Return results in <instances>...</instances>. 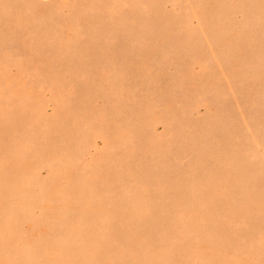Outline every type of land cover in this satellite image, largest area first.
I'll list each match as a JSON object with an SVG mask.
<instances>
[{
  "label": "rangeland",
  "instance_id": "374dc122",
  "mask_svg": "<svg viewBox=\"0 0 264 264\" xmlns=\"http://www.w3.org/2000/svg\"><path fill=\"white\" fill-rule=\"evenodd\" d=\"M0 264H264V0H0Z\"/></svg>",
  "mask_w": 264,
  "mask_h": 264
}]
</instances>
